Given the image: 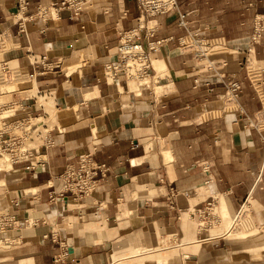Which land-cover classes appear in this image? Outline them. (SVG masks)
I'll use <instances>...</instances> for the list:
<instances>
[{"label":"crops","instance_id":"1","mask_svg":"<svg viewBox=\"0 0 264 264\" xmlns=\"http://www.w3.org/2000/svg\"><path fill=\"white\" fill-rule=\"evenodd\" d=\"M27 1L16 15V0H0V33L18 35L3 57L31 78L23 88L32 83L37 97L47 96L61 115L53 145L41 153L45 166L5 175L15 222L0 230H19L22 246L20 255L0 264H159L138 250L150 254L162 242L180 251L177 263L170 255L162 264H188L193 254L180 247L217 241L188 222L183 226L185 218L197 220L193 209L214 198L229 213L252 199L264 215V131L244 127L240 117L264 111V36L250 40L264 0H177L188 27L219 46L224 71L242 82L238 111L225 109L224 88L214 76L194 84L193 60L177 50L176 39L186 32L178 13L143 21L137 40L144 47L161 43L141 85L103 75L121 37L137 23L135 0H98L77 20L66 12L54 20L30 18L37 4L50 0ZM19 16L24 32H18ZM32 110L38 114L41 107ZM86 153L108 168L96 190L76 202H50L48 186L59 188L57 176ZM12 199H19L17 208ZM223 250L203 255L223 263Z\"/></svg>","mask_w":264,"mask_h":264},{"label":"built area","instance_id":"2","mask_svg":"<svg viewBox=\"0 0 264 264\" xmlns=\"http://www.w3.org/2000/svg\"><path fill=\"white\" fill-rule=\"evenodd\" d=\"M18 10L16 15L23 14L29 2L27 0H16ZM98 0H50L48 4H37L35 10L29 15L30 18H40L43 20L59 19L63 12L68 14L71 20H77L81 13L88 7H91ZM139 12L136 25L125 33L116 48L115 59L103 66V75L106 81H114L119 76L126 79H134L141 81L143 78L150 76L153 71V65L150 59V53L155 51L161 41H152L144 47L136 38L137 33L143 28V21L158 16H168L178 13V24L185 29V34L176 39L177 50L181 55H187L193 60L194 84L200 83V78L208 74L214 76V83L220 84L224 88L223 105L228 111L237 110V98L243 89L242 82L234 76H228L221 64L225 66V62L217 58H213V54L218 52L219 46L202 38L198 32L191 30L185 21V14L179 13L177 0H135ZM18 32H24L22 23L24 19L19 16ZM264 33V15H261L254 22V33L250 40L256 42ZM17 34L8 32L0 33V155L6 156L12 164H21L24 170L34 171L37 168L45 166L46 162L41 154L42 149H47L53 145L52 128H48L43 124L40 118L45 117V110L41 106L36 97L32 96H13L17 90L3 92L5 85L12 84L17 80H11L16 77L17 68L11 66L9 61L4 59V53L9 50L3 49L6 44H11ZM39 61L34 58L32 64L37 65ZM210 80L204 81L205 85H211ZM23 93L20 91L19 94ZM8 94L10 98H5ZM39 95V93H36ZM44 95V94H43ZM45 96V95H44ZM32 101V104H28ZM33 105L41 107L43 114H34ZM240 117L244 121V127L255 130L257 132L264 131V111L259 110L252 116L241 114ZM43 130H40V128ZM35 139H40L39 146L30 147L26 143H33ZM207 169V168H206ZM108 168L104 164H98L94 160L92 154H81L78 157L77 165L68 164L57 176L60 187L55 188L53 185L48 186V200L52 203L66 199L70 202H76L82 198L90 196L95 190L99 181L105 176ZM172 188H170V197H172ZM10 203L17 208L19 199H12ZM217 202L214 198L206 201L199 208L190 212L191 216L197 218L198 232L204 236V239L216 238L221 239L222 234L210 235L209 230L226 224L223 219L224 214L217 210ZM247 202L243 203L231 218L228 226L229 231L238 229L248 214L246 208ZM0 228L12 226L14 224V215L9 211L0 216ZM14 227V226H13ZM12 227V228H13ZM228 230V228H227Z\"/></svg>","mask_w":264,"mask_h":264},{"label":"rangeland","instance_id":"3","mask_svg":"<svg viewBox=\"0 0 264 264\" xmlns=\"http://www.w3.org/2000/svg\"><path fill=\"white\" fill-rule=\"evenodd\" d=\"M9 46L10 44H6L3 49L9 48ZM218 51H220V49H218ZM217 53L218 52L213 54V58L220 59V61L222 62L221 54ZM249 64L251 70H253V66H256L257 63L252 58L249 61ZM10 65L13 66V64L11 63ZM221 69H225V66H223L222 64ZM17 72L18 73L16 74V77H13L11 80H18V82H16V84H9L10 87L6 88V90H17L16 92H14V94H12L16 97L34 95L39 104L44 103L48 100L45 105L43 104L46 112L45 117L40 118V120L43 124H46L48 128H53L59 122V116L61 115V112L55 109L54 104L52 105L51 101L47 98V96H44V98L40 96L37 97V89L32 83H27L23 88L22 83L26 80H29L31 82V78L23 70L18 69ZM147 80H149V76L143 78L141 81L136 82H139L142 85L147 83ZM135 84L136 83H133V85ZM20 91H23V93L19 94ZM10 95L11 94H8L6 97H4V99L10 98ZM40 114H43L42 110ZM54 114L56 115V119L54 118ZM40 130H43V128L41 127ZM41 143L42 142L40 139H35L33 143L28 142L26 143V145L34 147L39 146ZM1 157L3 158V161L0 162V216H3L6 213L8 214L9 204V198L7 197L8 193L6 191L5 175H8L9 173L13 172H18V170L23 169V167L21 164H12L11 161L6 158V156ZM41 158L45 157L43 156L39 159ZM219 204L220 205L216 204L217 210L220 206V211L224 212L223 214L225 218L223 219V221L226 224L223 223L219 226L210 229L209 233L210 235L222 234V238L216 239L217 241H194V243L190 245L180 247L182 248L181 251H183L185 255L193 254L188 259H186L187 261H189L188 264H264V215L259 212L256 202L252 199H249V201L247 202V206L245 205L248 209V214L246 218L242 220V223L238 227V229H235L234 231H229L228 226L231 223V218L235 214V211H229L228 213L226 207H223V211L221 209V203ZM186 222H188V224H190L194 228L195 226H197V220L195 221L185 218L183 222V226L185 227ZM214 243H217V245L215 246ZM21 246L22 242L19 230L11 232V235H4L0 230V260H2V258L12 259L13 256L20 255ZM166 247H168V245L162 242L157 247H153L151 250H155H153V252L150 254H148L146 250L139 249L138 252L144 251V256H142L143 260H156L157 263L162 264L166 262L165 258L171 255L174 258L172 259V261L177 263V255L180 252L179 248H177L178 246L169 249H165ZM204 249H209L211 252H216L220 249H224L223 251L227 255V257L223 259V263H217L214 258H210L203 255Z\"/></svg>","mask_w":264,"mask_h":264},{"label":"bare ground","instance_id":"4","mask_svg":"<svg viewBox=\"0 0 264 264\" xmlns=\"http://www.w3.org/2000/svg\"><path fill=\"white\" fill-rule=\"evenodd\" d=\"M0 57H1V59H2V56H1V53H0ZM16 82H18V80L17 81H15V82H13L12 84H16ZM24 84V82L22 83V85ZM11 85V84H10ZM10 85H5V86H3V88H2V90H3V92H10V91H12V90H6V88H8V87H10ZM42 106V105H41ZM1 161H3V158L1 157V155H0V162ZM2 165V164H1ZM3 166V165H2ZM220 211V210H219ZM224 211V210H223ZM221 212V211H220ZM221 213H224V212H221Z\"/></svg>","mask_w":264,"mask_h":264}]
</instances>
